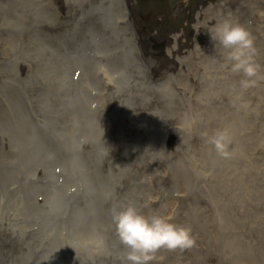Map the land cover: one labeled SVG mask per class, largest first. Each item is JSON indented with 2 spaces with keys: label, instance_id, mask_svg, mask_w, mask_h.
<instances>
[{
  "label": "rangeland",
  "instance_id": "obj_1",
  "mask_svg": "<svg viewBox=\"0 0 264 264\" xmlns=\"http://www.w3.org/2000/svg\"><path fill=\"white\" fill-rule=\"evenodd\" d=\"M225 19L264 74V0H0V264H127L129 204L196 239L152 264H264V80L240 87Z\"/></svg>",
  "mask_w": 264,
  "mask_h": 264
},
{
  "label": "clouds",
  "instance_id": "obj_2",
  "mask_svg": "<svg viewBox=\"0 0 264 264\" xmlns=\"http://www.w3.org/2000/svg\"><path fill=\"white\" fill-rule=\"evenodd\" d=\"M210 36L223 50L224 60L230 65L231 72L241 76L239 84L243 90L256 87L264 80L261 66L256 62L254 38L247 28L225 19L217 24L215 34ZM240 107L246 108L247 104L241 103ZM204 138L219 157L232 158L230 148L233 137L228 129H218L210 136L204 134ZM112 220L126 249L124 260L127 264H152L161 250L183 251L196 245L190 227L172 223L169 218L158 214H143L132 204L114 210ZM95 243L97 247H102L104 240L97 238Z\"/></svg>",
  "mask_w": 264,
  "mask_h": 264
},
{
  "label": "water",
  "instance_id": "obj_3",
  "mask_svg": "<svg viewBox=\"0 0 264 264\" xmlns=\"http://www.w3.org/2000/svg\"><path fill=\"white\" fill-rule=\"evenodd\" d=\"M57 162H58L59 168L64 169V170L68 169L71 166V164L68 163V160L62 157H59Z\"/></svg>",
  "mask_w": 264,
  "mask_h": 264
},
{
  "label": "bare ground",
  "instance_id": "obj_4",
  "mask_svg": "<svg viewBox=\"0 0 264 264\" xmlns=\"http://www.w3.org/2000/svg\"><path fill=\"white\" fill-rule=\"evenodd\" d=\"M109 1H111V3H112V4H115V3H117V2H118V0H109ZM120 1H121V0H120ZM203 1H205V2L209 3V2H211L212 0H203ZM124 2L126 3V2H127V0H124Z\"/></svg>",
  "mask_w": 264,
  "mask_h": 264
}]
</instances>
